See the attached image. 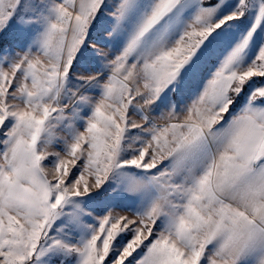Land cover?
Segmentation results:
<instances>
[{
	"label": "snow or ice",
	"instance_id": "obj_1",
	"mask_svg": "<svg viewBox=\"0 0 264 264\" xmlns=\"http://www.w3.org/2000/svg\"><path fill=\"white\" fill-rule=\"evenodd\" d=\"M0 264H264V0H0Z\"/></svg>",
	"mask_w": 264,
	"mask_h": 264
}]
</instances>
